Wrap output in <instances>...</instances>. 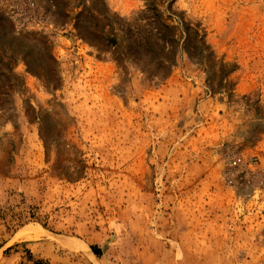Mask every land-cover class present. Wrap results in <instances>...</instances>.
<instances>
[{
  "label": "rangeland",
  "instance_id": "1",
  "mask_svg": "<svg viewBox=\"0 0 264 264\" xmlns=\"http://www.w3.org/2000/svg\"><path fill=\"white\" fill-rule=\"evenodd\" d=\"M37 1L53 35L0 12V264H264V0Z\"/></svg>",
  "mask_w": 264,
  "mask_h": 264
},
{
  "label": "built area",
  "instance_id": "2",
  "mask_svg": "<svg viewBox=\"0 0 264 264\" xmlns=\"http://www.w3.org/2000/svg\"><path fill=\"white\" fill-rule=\"evenodd\" d=\"M0 12L15 27L45 31L50 35L55 33V27L37 0H0ZM225 155L230 167L239 164L240 158L236 154L233 155L228 150ZM252 162L253 158L247 160L248 164Z\"/></svg>",
  "mask_w": 264,
  "mask_h": 264
},
{
  "label": "bare ground",
  "instance_id": "3",
  "mask_svg": "<svg viewBox=\"0 0 264 264\" xmlns=\"http://www.w3.org/2000/svg\"><path fill=\"white\" fill-rule=\"evenodd\" d=\"M37 231H39V229H36V231H34V237H35V235L37 236L39 233L37 232ZM43 231V230H42ZM41 231V232H42ZM25 232V231H24ZM40 232V231H39ZM28 233H29V231H28ZM33 233V232H32ZM20 234V233H19ZM30 235V234H29ZM33 237V236H32Z\"/></svg>",
  "mask_w": 264,
  "mask_h": 264
}]
</instances>
